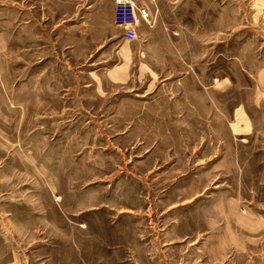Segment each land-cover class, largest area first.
<instances>
[{
    "label": "rangeland",
    "instance_id": "rangeland-1",
    "mask_svg": "<svg viewBox=\"0 0 264 264\" xmlns=\"http://www.w3.org/2000/svg\"><path fill=\"white\" fill-rule=\"evenodd\" d=\"M159 2L0 0V264H264V0Z\"/></svg>",
    "mask_w": 264,
    "mask_h": 264
},
{
    "label": "built area",
    "instance_id": "built-area-1",
    "mask_svg": "<svg viewBox=\"0 0 264 264\" xmlns=\"http://www.w3.org/2000/svg\"><path fill=\"white\" fill-rule=\"evenodd\" d=\"M113 23L122 31L125 41L136 37V29L140 23L149 22L145 7L136 4L134 0H113Z\"/></svg>",
    "mask_w": 264,
    "mask_h": 264
},
{
    "label": "crops",
    "instance_id": "crops-1",
    "mask_svg": "<svg viewBox=\"0 0 264 264\" xmlns=\"http://www.w3.org/2000/svg\"><path fill=\"white\" fill-rule=\"evenodd\" d=\"M136 2V4L143 6L146 8L149 18H150V13H149V7H150V0H134ZM157 2L156 5L160 6V0H155ZM174 1V0H171ZM78 4L79 6H84V7H98L100 5H104L105 7H107V14L110 17V13L112 11L113 8V0H78ZM95 12H92V15ZM149 23V22H148ZM142 24V23H141ZM139 24L136 31L139 29V26L141 25ZM142 26V25H141Z\"/></svg>",
    "mask_w": 264,
    "mask_h": 264
}]
</instances>
